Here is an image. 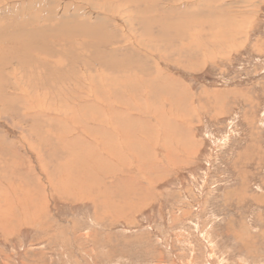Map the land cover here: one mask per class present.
<instances>
[{
	"label": "rangeland",
	"instance_id": "374dc122",
	"mask_svg": "<svg viewBox=\"0 0 264 264\" xmlns=\"http://www.w3.org/2000/svg\"><path fill=\"white\" fill-rule=\"evenodd\" d=\"M108 100L111 167L148 188L94 175L78 135L101 138ZM123 108L158 123L147 152ZM13 185L0 264H264V0H0V193ZM26 190L46 194L36 217Z\"/></svg>",
	"mask_w": 264,
	"mask_h": 264
},
{
	"label": "bare ground",
	"instance_id": "6f19581e",
	"mask_svg": "<svg viewBox=\"0 0 264 264\" xmlns=\"http://www.w3.org/2000/svg\"><path fill=\"white\" fill-rule=\"evenodd\" d=\"M208 33V32H207ZM207 33H206V35H207ZM196 34V33H195ZM193 36V35H192ZM217 37H219L218 36V34L217 35H213V38L212 39H217ZM164 71V70H163ZM158 72V71H157ZM109 78V77H108ZM175 80V79H174ZM140 81V80H139ZM149 83V82H148ZM152 83H154V82H152ZM104 84V83H103ZM155 84V83H154ZM172 85H173V83H172ZM171 86V85H170ZM175 86V85H174ZM168 88V87H167ZM161 89V88H160ZM93 95V94H92ZM94 96H95V94H94ZM97 98V97H96ZM105 99H107V98H105ZM100 100V99H99ZM113 100V99H112ZM93 101V100H92ZM101 101V104L103 105L104 103H106V101L104 100H100ZM92 103V102H91ZM93 105H90V104H87L86 102H84V107L85 106H87V105H90V106H93L95 109H99V110H102V109H104V107L105 106H102V105H98V104H96V102H94L93 101V103H92ZM107 104H108V109H109V111H110V109L112 108V107H114V104H113V102L111 101V100H108L107 101ZM119 105V104H118ZM125 105V104H124ZM123 105V106H124ZM89 106V107H90ZM121 106V105H120ZM126 106V105H125ZM80 107V106H79ZM136 107H137V105H136ZM106 108V107H105ZM107 109V108H106ZM129 109H130V107H129ZM137 109V108H136ZM112 110H113V108H112ZM115 110V109H114ZM139 111V110H138ZM95 112H97V111H95ZM99 112V111H98ZM127 112V116L125 115V113ZM114 113V111H110V116L109 117H105V116H103L102 118H100V120L102 121V123L103 124H101V126L99 127V128H97V131H96V133H94V134H98V130H99V132H103L102 134H101V138L100 137H98L97 138V141H95L94 139L92 140V138H90V139H85L86 137L84 136V135H82L83 137H85V138H81L80 137V134L78 135V137L81 139V140H84L83 142H85L84 144L85 145H88L91 149H92V153H91V157H92V165H91V167L95 170V173L96 174H94V175H98V174H100L101 176H104V174H105V176L104 177H106V178H112V179H108V181L110 180V185H112V183H114L115 182V179L116 180H118V181H120V179H121V181L124 183V182H126L127 183V186H129V191L131 192V191H137L139 188H140V186H142V187H144V188H148V186H146L147 184H143V182H144V178H142L141 176H139L138 178H136V176L134 175H132L130 172H128L129 171V169H125V168H120L119 169V171L117 170V168L118 167H116L115 165H113V167H111V163L110 162H112L110 159H112L113 157H115V158H117L116 159V161H118L119 159H120V157L118 156V154H117V152H116V154H115V151H114V149H116L117 148V144L114 142V139L113 138H115V140H117V139H119V138H116V136H114L113 137V135H112V139H113V141L112 140H110L109 139V136L108 135H110V134H114V132H116V129L114 128V124H116L117 125V123H114L113 122V120H112V122H110V120L113 118V114ZM122 114V116H124V117H127L128 119H129V131H127V133L131 136V138H133V145L134 146H136V147H138V149L139 150H145L146 152H147V149H148V145H149V143H150V139H149V137H147V135H152L153 133H157V131H154L153 129H151V128H149L147 125H149V126H153V127H157L158 126V123H151V122H149V121H151V120H147V119H145L144 121H143V119H140L141 118V116L139 115V117H138V115H137V117H133L132 118V116L131 115H133L132 113H131V111H127V108L125 109V108H123V111H121V112H119V114ZM119 114H118V116H119ZM145 114V113H144ZM117 118V117H116ZM118 119V118H117ZM115 120V119H114ZM160 120V117L159 118H155V121H158V122H160L159 121ZM117 121V120H116ZM120 122V121H119ZM122 124V123H121ZM127 125H128V123H127ZM127 125H125V127L127 126ZM138 126V131L136 130L135 132H134V130H132V127L134 128L135 126ZM111 126L113 127V129H111ZM118 126V125H117ZM122 127V126H121ZM122 129V128H121ZM149 130H153V132H151V131H149ZM156 130V129H155ZM83 131V130H82ZM114 131V132H113ZM120 132V131H119ZM158 134V133H157ZM124 135V134H123ZM126 135V134H125ZM128 135V136H129ZM146 135V136H145ZM187 135H188V133H187ZM67 136V135H66ZM107 137V139H106V142H105V144H104V146L105 147H103L104 148V150L103 149H101V148H99V141H101L102 139H105ZM137 137V138H136ZM125 138H128V137H125ZM125 138H124V140H125ZM189 138V137H188ZM99 139V140H98ZM158 139V138H157ZM156 139V140H157ZM75 140V141H74ZM139 140L141 141V140H147V142H143V141H141V143L139 142ZM73 141L74 142H78V141H80V140H78V139H76V138H73ZM148 141H149V143H148ZM188 141V139L185 141V143ZM82 142V143H83ZM80 143V142H79ZM188 143V142H187ZM97 144V145H96ZM125 144H127V143H125ZM152 144V143H151ZM80 145V144H79ZM83 145V144H82ZM102 145H103V143H102ZM84 146V145H83ZM130 146H132V145H130ZM119 147V146H118ZM123 149V148H122ZM121 152V151H120ZM89 152L87 151L86 152V155L88 154ZM120 154V153H119ZM120 156H121V154H120ZM99 157H100V160L101 159H104L105 161H106V163L108 164V166L107 165H105L103 162H101V161H99V162H97L98 161V159H99ZM157 157V156H156ZM156 157H154V156H152V157H149L147 160H149L150 161V165H151V167H152V169L155 167V168H157V167H162V163H160L157 159H156ZM110 160V161H109ZM114 160V159H113ZM139 160V159H138ZM109 161V162H108ZM83 162V161H82ZM75 163V162H74ZM66 163H64V165H65ZM68 164V163H67ZM117 164V163H116ZM122 164H124L125 165V163L123 162ZM139 166H142V165H140L139 164ZM66 167H67V165H66ZM87 167H89V165L87 166ZM111 167V168H110ZM78 168V166L76 167V169ZM67 170H68V168H67ZM143 170H145L144 169V167H143ZM30 171H31V169H30ZM84 171H87V169L85 168V170ZM150 172V171H149ZM85 174H86V172H85ZM65 176V175H64ZM83 176L84 175H82V176H78L77 178H76V176L75 177H73L72 179V181H75V184H80V186H81V188L83 189V188H85V187H83L84 185H83V183H80L81 182V179L83 178ZM92 176V175H91ZM54 177V176H53ZM60 177V176H59ZM82 177V178H81ZM95 178H97L96 176H94ZM76 178V179H75ZM113 178H115V179H113ZM62 179V178H61ZM69 179V177H65L63 180L64 181H66V180H68ZM134 179V180H133ZM51 180V179H50ZM114 180V181H113ZM54 181V180H53ZM118 181L117 182H115L116 184L118 183ZM104 182V181H103ZM102 181H101V184L103 183ZM121 182V183H122ZM138 182V183H137ZM148 182V181H147ZM150 182V181H149ZM51 183H52V181H51ZM114 183V184H115ZM96 184V183H95ZM107 184V183H106ZM108 184H109V182H108ZM116 184H115V187H116ZM39 185H41V184H39ZM103 185V184H102ZM125 185V184H124ZM44 189H45V186L44 185H41ZM53 187H55V188H57V187H59V186H57L56 187V183H55V185L53 186ZM61 187V186H60ZM59 187V188H60ZM90 187H91V185H90ZM98 185H95L93 188H96V190H97V192H96V190L95 191H93L94 193H96V195L98 194H100V193H102V196L103 197H105V199L106 198H110V196L113 194V192H112V194L111 195H107V191H105L104 192V194H106V195H103V191H101L100 190V188L98 187ZM92 188V187H91ZM111 188V187H110ZM109 189V188H108ZM7 190V188L5 189V191ZM23 190V189H22ZM59 190V189H58ZM84 190V189H83ZM102 190H104V189H102ZM15 191H16V189H15V187H14V185L12 186V187H9L8 188V191H6V192H4V193H0V201H3L2 203L0 202V223L2 224L1 225V227H3V223H5L8 219H10V218H12V213H11V206H10V204H9V202H10V200H11V195H14V197H15ZM60 191V190H59ZM46 192V191H45ZM22 193H23V195L24 196H26L27 198H28V201H29V205L30 206H32L33 207V212H32V214L31 215H33L34 217H36L37 216V214L38 213H40L42 210H45V204H46V194H44L43 196H41V195H39V197L37 198V196L36 197H33L32 198V196H31V194L29 193V191H22ZM116 193V192H115ZM115 193H114V195H115ZM131 193H133V192H131ZM137 193V192H136ZM143 193V192H142ZM147 193V192H146ZM140 194H141V192H140ZM145 194V193H144ZM143 194V195H144ZM148 194V193H147ZM147 194H145V195H147ZM9 195H10V197H9ZM17 195V194H16ZM22 195V194H21ZM113 195V196H114ZM134 195V194H133ZM101 196V197H102ZM108 196V197H107ZM124 196V195H123ZM148 196V195H147ZM97 197V196H96ZM95 197V198H96ZM132 197V196H131ZM136 197V196H135ZM144 197V196H143ZM13 198V197H12ZM92 198V197H91ZM94 198V197H93ZM92 198V199H93ZM94 198V199H95ZM112 198V197H111ZM139 198V197H138ZM2 199V200H1ZM14 199V198H13ZM17 199V198H16ZM26 199V198H25ZM24 199V200H25ZM34 199V200H33ZM93 199V200H94ZM145 200V199H144ZM18 201V200H17ZM100 201V200H99ZM137 201V200H136ZM139 201H140V199H139ZM14 202V201H13ZM27 202V201H26ZM33 202V203H32ZM101 202V201H100ZM104 202V201H103ZM124 202V201H123ZM17 203V202H16ZM24 203V202H23ZM106 203V202H105ZM140 203V202H139ZM28 204V203H27ZM98 204V203H97ZM102 204V203H101ZM21 205V204H20ZM140 207V206H139ZM134 208V207H133ZM136 209V208H135ZM131 210V209H130ZM25 214V213H24ZM246 246V245H245Z\"/></svg>",
	"mask_w": 264,
	"mask_h": 264
}]
</instances>
